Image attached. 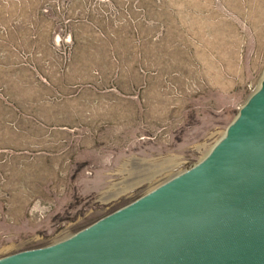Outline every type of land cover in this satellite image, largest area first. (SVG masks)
Instances as JSON below:
<instances>
[{
    "label": "rangeland",
    "instance_id": "1",
    "mask_svg": "<svg viewBox=\"0 0 264 264\" xmlns=\"http://www.w3.org/2000/svg\"><path fill=\"white\" fill-rule=\"evenodd\" d=\"M263 83L264 0H0V259L201 164Z\"/></svg>",
    "mask_w": 264,
    "mask_h": 264
},
{
    "label": "water",
    "instance_id": "2",
    "mask_svg": "<svg viewBox=\"0 0 264 264\" xmlns=\"http://www.w3.org/2000/svg\"><path fill=\"white\" fill-rule=\"evenodd\" d=\"M262 93L264 83L236 125ZM248 119L219 158L213 160L234 123L214 157L146 196L156 195L153 200L125 206L66 241L0 264H264V160L243 162L264 148V102Z\"/></svg>",
    "mask_w": 264,
    "mask_h": 264
},
{
    "label": "flooded vegetation",
    "instance_id": "3",
    "mask_svg": "<svg viewBox=\"0 0 264 264\" xmlns=\"http://www.w3.org/2000/svg\"><path fill=\"white\" fill-rule=\"evenodd\" d=\"M262 103V102H264V93H262L258 98H256L255 99V101L252 103V105L246 110V112H245V114H244V119H243V121L240 123V124H238V125H236L235 123H234V125H235V130L229 135V137L227 138V140L220 146V148H219V153L216 155V151H214L212 154H210V155H208L209 156V158H212V157H214L215 155V157H214V159L213 160H215L216 158H219L220 156H221V151H225L226 150V148L227 147H229V146H232V144H233V142H234V139H233V136H235V135H238L239 133H241V132H243V130L246 128V126L248 125V123H249V119H248V116L250 115V113H251V111L254 109V108H256L257 107V105H258V103ZM235 145V144H234ZM262 160H264V148H262V149H259L256 153H254V154H252L249 158H247V159H245L243 162L245 163V164H248V163H252V164H255V163H258V162H260V161H262ZM213 165V163H209V164H207L206 165V168H209V167H211ZM197 168V165H195V166H193V167H191V169H188L186 172H188V171H191V170H194V169H196ZM205 168V169H206ZM185 172V173H186ZM179 176V175H178ZM178 176H176V177H178ZM175 177V178H176ZM174 179V178H173ZM147 195H145V196H142V197H140L139 199H136L135 201L136 202H148V201H151V200H153V197L154 196H156V195H154V196H152V197H146ZM144 197H146V198H144ZM136 202H134V203H130L129 205H133V204H135ZM129 205H125V206H129ZM124 206V207H125ZM123 208V207H122ZM121 208V209H122ZM119 209H117V210H115V211H113L112 212V214H108V215H106V216H104V217H102V218H108L109 216H112V215H114V214H116L117 213V211H118ZM77 247H79V246H76L75 245V247H73V248H77Z\"/></svg>",
    "mask_w": 264,
    "mask_h": 264
}]
</instances>
